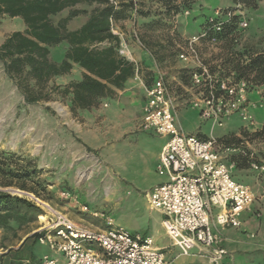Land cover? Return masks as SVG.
I'll return each instance as SVG.
<instances>
[{
  "label": "rangeland",
  "instance_id": "rangeland-1",
  "mask_svg": "<svg viewBox=\"0 0 264 264\" xmlns=\"http://www.w3.org/2000/svg\"><path fill=\"white\" fill-rule=\"evenodd\" d=\"M140 3V1L137 2L136 9L138 6V11L133 12L131 16L126 19L113 21L112 28L114 30H118L122 35V37L119 36V52L121 55L127 57L128 59L133 57L136 61H138L139 66L143 70L142 77L144 80L149 78L151 75L150 73V75L147 74L148 71H152L151 76L154 75V71L157 70V68L164 72L167 79L171 83L173 94L176 99L177 124L185 134L198 135L200 137H208L212 135L218 139L223 148L232 147L235 144L234 142H226L227 138L224 139L223 136L235 134L234 137L240 139V143L238 144L240 147L238 148L242 151H248V153L251 151V153H254V160L261 162V160H263L261 158V152L264 151V141L256 139L252 140L249 135L245 136L243 131L248 130L251 133L256 129H259L264 124V86H259L257 84H255L256 86L254 87L250 86V92L248 93L249 106L247 112L253 117V124H249V122L243 120L239 113H235L229 118L224 119L222 126L218 124L215 125L213 124L212 119H206L201 115L200 108L193 107L191 105L190 96L185 90V88L189 86V82H185L186 79H184L185 81L179 79L178 75V71L180 69L179 66H182V63H179L176 57L171 54L176 48V43L182 44L184 43L182 41H185L187 37L198 34L201 29V24H203L209 16H213L217 9L228 8L230 6L229 0H195L191 8H186L183 11L174 14H161L164 9L161 0H146L142 4ZM81 7L91 9L93 6L81 5ZM139 10L143 11V13L139 14ZM187 11H189V14H186ZM240 11L244 13V19L247 21L248 26L246 28H241L239 22V28L243 29L241 32L239 46L248 45L264 48V0L259 1L256 8H243L240 9ZM66 14L67 11H64L61 16H65ZM157 15L161 16V18H159V24H155L158 20H156L153 24H145L151 19H154V17H157ZM87 18V14L74 18L70 21L69 28L71 30L79 28L87 20ZM24 25L25 24L20 17L16 18V20H12L9 17L2 19V25L0 27V42L4 34L13 29H21ZM175 29L176 32L174 31ZM147 42L149 44L153 43V45H155L156 42H159L164 47V54H160L163 63L154 53L151 52V47L147 45ZM67 47L68 43L66 41L52 46L50 48L52 59L55 61H61L65 56V50ZM153 48H155V46ZM200 50L205 62L208 65L214 67L216 70H220L219 68H221V71H223L222 74H225L230 70L231 65H229L227 60L229 61L231 58L229 57L228 49H226L221 42L220 44H212L209 40L204 39L202 41V45L200 46ZM141 51L146 52L150 62L154 63L152 68L145 66V62H142L138 58ZM174 77H176V80ZM251 77L252 76L247 77V80L252 82ZM65 78L68 80L67 83L62 82V79ZM81 78L82 70L78 66H74L73 70L66 74L64 78L62 76L57 77L52 83L66 85L72 81L80 80ZM5 81L7 80H2V82L0 81V108L5 102H11L12 105L15 103V106H18H16V110H14L11 114V120L8 122V128L14 126L12 119H14L16 114H19V117L25 121V127H23L22 133L28 130V123L33 122L34 118L36 119L37 128L41 119H47L45 118V114L49 118V115L51 114L50 111H52L56 114L58 119L61 118L63 121H67V128L69 131H73L74 129L77 134H81L82 137L90 143V145L95 144L94 146H89L86 141V144H83L84 142H81L83 140H80V144L82 143L83 148L80 151L75 149L74 151L68 153L69 157H74V155L77 154V161L74 165V169H72L73 171H69L68 175V169L66 168V166L69 168L68 162L63 166L64 172L59 171L60 166L59 168L53 170V172H55L54 175L59 176V174H61L60 176L63 177V180L60 181L61 183L58 182V187L54 188L55 195L53 199L48 202L52 207L63 212H71V214L77 218H83L82 214L91 215L90 212L85 213L78 209H74V212L70 211L69 204L60 200L61 186H65L68 190L70 189L74 192L77 191L78 194H82L77 195L79 200L83 203L86 202L91 210H98L99 212L105 213L113 220V223L116 226L122 227L129 232L147 233L149 236L153 237V240H155L156 243H170V240L165 237L166 231L161 224L162 216L156 210H151L148 207L146 192L144 191L145 189L141 188L142 185H137L141 188L137 189L131 184L120 179V176L122 177L124 175H128V177H136L137 175L145 176L147 175L146 172L148 168L155 170L153 154L156 152L158 153L162 144V139L160 137L150 136V131L138 130V128L136 129V127H133L136 129V133L128 136L127 143L125 141H118L111 148L98 146L100 143H103L108 139L105 138V140H102L101 135L105 137L110 136V138L112 137V134L109 135L106 131H112L114 128L112 126L109 127V124H114L116 121V119L113 118L115 114H112V110L115 107L126 108V111L123 112L121 121H131L133 118V125L135 118H137L135 124L142 127V121L139 118L141 114V107L143 108L144 104L142 102L140 81L138 82L132 80L125 85L128 90L126 92V96L127 98L130 97V99H123L121 103H119L118 99L107 98L104 102H107L109 106L105 108L102 101L97 107V110L93 112L99 115L108 114L107 116H109L106 121L107 124L103 122L100 134L99 132L93 131V126L96 125L99 127L101 119L99 120V118L92 117V120L88 122L87 118L79 114V109H77V111L71 110L67 104L68 101L65 96L63 97L54 93L52 94V100L47 102L41 101L31 107L23 103L19 104V94L11 92L10 90L12 88V84ZM43 108L46 110L44 111ZM91 112L92 111H85L86 114H90ZM42 113H44V116H42ZM27 114L29 115L27 116ZM74 120L75 123L73 122ZM78 124H80L83 129H81ZM14 128L17 129V122L15 123ZM59 132L62 135L64 133L62 129ZM76 132L73 133V139L76 137ZM56 135L57 133L52 132L49 139V142L53 146L56 145ZM92 136L95 138H92ZM75 140H77V138ZM38 142L39 141H37L36 144L39 145ZM147 143H150V145H147ZM40 144L42 145V143ZM55 147L58 150L60 149L58 146ZM114 147H117V151L113 152L110 157L106 158L105 154L108 151L113 150ZM70 148H72V146H70ZM35 149L32 148L31 150L40 152L43 148L36 147ZM50 150H53V148ZM238 153L239 151L232 153L226 152L224 154L226 161L229 164H234L232 171L234 175L233 178L239 183L254 187L257 177L256 174L261 175L263 173L253 169L251 164H249L248 168H236L237 160L233 156ZM103 154L105 157L102 159L99 156ZM242 155L245 154L243 153ZM242 170L248 171L249 173L252 171V173H239V171ZM107 172L110 173V176L107 175L109 177L106 176L104 178L103 176L108 174ZM67 177H71L72 180H68ZM81 184L84 185L83 189L85 190L82 192L85 194L79 193L80 191L77 190ZM107 184H110V186L107 187ZM8 190L29 198V195L25 192H16L17 189L15 188H8ZM239 219L242 227H239L241 232L238 233L237 230H233L232 227H227L226 230L228 235L236 234L235 236H242L244 242L246 243V246L243 249L244 254L234 255L232 264H264V224L261 229L258 228L259 222L264 223V213L260 217L250 211H244ZM39 220H41V218H39ZM245 221H249L248 224L244 225ZM40 227L41 225L38 221L34 222L18 230L17 237H11L10 240H7V245L9 248H12L13 255H15V252H18L17 250L20 248L24 240L28 236L32 235L35 230H39ZM2 234H4V232H2ZM10 235L11 234H8L9 237ZM259 242L261 243V246L255 245ZM28 243L31 244L32 239H29ZM177 251H180L178 246L169 245V248L165 250V254L169 257L172 252ZM192 252L198 254L197 249ZM22 256L24 257V255H21V252H18L15 257L18 259L22 258ZM183 260H186V258L181 257L178 259L176 264L185 263V261L182 262Z\"/></svg>",
  "mask_w": 264,
  "mask_h": 264
},
{
  "label": "built area",
  "instance_id": "built-area-1",
  "mask_svg": "<svg viewBox=\"0 0 264 264\" xmlns=\"http://www.w3.org/2000/svg\"><path fill=\"white\" fill-rule=\"evenodd\" d=\"M110 1L117 5L116 1ZM221 15V10L217 9L209 17L207 29L177 45L180 62L183 67L191 69V86L185 90L190 93L191 105L200 108L201 115L212 119L213 124L222 126L223 120L235 113L253 124V117L247 112L249 82L211 70L200 50L204 39L212 44L218 43L214 36L208 37L211 28L217 31L222 29L223 22L217 20ZM231 15L232 12H228L226 18L229 19ZM247 26V21L242 19L240 27ZM112 32L122 37L118 30L112 28ZM131 61L135 63V79L140 81L145 91L142 127L168 136L157 165L158 173L166 176L167 181L147 191V201L151 208L165 215L162 225L183 254H189L191 249L200 245L207 250L212 264H231L225 259L228 251L221 246L220 232L214 230L213 225L220 228L240 227L242 211L255 200L248 185L234 180V164H229L224 157L226 152H247L235 147L223 148L212 135L202 138L185 134L177 124L176 99L164 72L157 68L147 83L137 61L133 57ZM250 155L253 157V154ZM250 164L253 169L264 171L263 163L252 160ZM26 194L44 210L39 218L46 220L38 221L41 225L37 231L41 233L38 241L47 246L50 252L43 254L38 264H169L163 251L155 246L152 236L114 226L109 216L91 211L88 205L81 203L77 196L67 190L61 191L60 196L71 207L104 219L106 228L93 229L77 223L48 202ZM214 208L218 212L212 222ZM8 250L3 246L0 234V264Z\"/></svg>",
  "mask_w": 264,
  "mask_h": 264
},
{
  "label": "trees",
  "instance_id": "trees-1",
  "mask_svg": "<svg viewBox=\"0 0 264 264\" xmlns=\"http://www.w3.org/2000/svg\"><path fill=\"white\" fill-rule=\"evenodd\" d=\"M114 1L117 5L110 0H0V24L4 17H20L26 26L24 30L9 34L0 44V62L5 73L24 96L26 103L50 101L52 94L55 93L67 98V104L72 111L90 110L97 108L103 99L112 98L117 90L125 87L126 82L134 76L135 65L119 52L120 37L112 32V25L113 21L126 19L138 11L137 2L140 1L142 4L146 0ZM161 1L164 6L161 14L178 13L191 8L195 2V0ZM259 1L261 0H229L230 6L220 9L222 15L217 18L223 22L222 29L217 31L211 28L208 37L214 36L218 40L217 44L221 42L228 49L231 60L227 62L231 66L223 75L246 80L252 76V82L247 80L251 87L256 86L255 84L264 86V48L239 46L243 30L239 28V22L244 19V13L240 9L256 8ZM81 5L93 7L87 9ZM64 11H67V14L61 16ZM228 12H232L229 19L226 18ZM142 13L143 11L139 10V14ZM83 14L88 15L87 20L79 28L71 30L70 21ZM160 15L145 24H153L156 20L158 21L155 24H159ZM209 17L201 24L199 32L208 28ZM174 31L176 32V29ZM63 41L68 43L65 56L61 61H55L51 57L50 48ZM178 44L176 43V48L171 54L180 63ZM147 45L162 62L160 54H164V47L159 42L155 45L147 42ZM75 65L83 70L80 80L66 85L52 83L57 77L70 73ZM179 68V79L183 81L186 79L185 82H189L190 87L191 69L183 65ZM210 68L221 74L223 72L221 68L220 70L212 66ZM152 77L150 75L148 81H151ZM188 95L190 96V93ZM243 134L249 135L252 140L264 141V124L251 133L244 130ZM234 136L235 134H228L223 137L227 138L226 142L235 143L232 147L238 148L240 139ZM250 153L251 151L249 153L247 151V154L242 155L243 153L239 151L233 156L237 160L236 168H248L250 162L254 160ZM261 153L263 160L254 161L264 164V151ZM43 172L44 169L33 158L0 148V234L3 246L9 248L7 240L17 237L18 230L39 221V216L44 214V210L33 200L13 193L8 188H15L50 202L55 195V189L50 187L51 182L42 177ZM63 190L65 189L61 187V191ZM59 198L68 202L61 196ZM8 234H11L10 237ZM40 235L41 233L34 232L17 250L24 252L26 257L35 259L36 263L41 259V254H37L36 250L37 245H40L38 241ZM29 239H32L34 249H29L26 253L24 247ZM11 250L12 248H9L7 253Z\"/></svg>",
  "mask_w": 264,
  "mask_h": 264
},
{
  "label": "crops",
  "instance_id": "crops-1",
  "mask_svg": "<svg viewBox=\"0 0 264 264\" xmlns=\"http://www.w3.org/2000/svg\"><path fill=\"white\" fill-rule=\"evenodd\" d=\"M4 18H2V19H4ZM16 18H18V17H14V18H10V19L16 20ZM2 19H1L0 27L2 25ZM25 27L26 26L24 25V27H22L21 29H17V30H24ZM17 30L13 29L10 32L4 34L0 44L3 43V41L5 40V38L9 34H11L14 31H17ZM138 58L142 62H145L144 63L145 66H148V67L152 68V66L154 65L153 62L152 63L150 62L147 53L144 52V51L140 52V56L138 55ZM129 60L131 61V58H129ZM132 63H134V62H132ZM137 63H138V61H137ZM134 65H135V63H134ZM147 69H149V68H147ZM0 70H1V73H0V78L1 79H0V81L2 82V80L3 81L7 80L5 82H8L9 84H12L11 85L12 88L10 86V88H11L10 91L13 92V93L16 92V93L19 94L18 103L19 104L23 103V104L31 106V107H33V105L35 106V104H28V103L25 102L24 96L19 91V89H18L17 85L15 84V82L11 78H9L8 75L5 73L3 65H2L1 62H0ZM155 71H154V74H155ZM82 74H83V70H82ZM150 74L152 75V73H150ZM150 74L148 73V75H150ZM64 76L65 75H63L62 77L64 78ZM132 80H135V81L139 82V80L135 79V73H134V76L132 78H130L126 82V85H127V83L129 81H132ZM148 80H149V78L145 79V81L147 83L150 82ZM67 81L68 80L66 78L62 79V82H64V83H67ZM140 87H141V90H142V102L144 104L145 103V91H144L142 85H140ZM127 91L128 90H127L126 87L123 90H117V92L114 94V96L112 98L118 99V102L121 103V101L123 99L127 98V96H126V92ZM127 99H130V97H128ZM105 100H107V98L103 99V106L105 108H107L109 105H108L107 102H104ZM16 106H15V103H14V105H12L11 102H9V103L5 102L4 105L0 108V148L4 149V150H12V151H15V152H17L19 154H24V155H27V156L33 158L35 160V162L41 168L44 169L42 177H44L49 182H51V186L50 187L51 188L58 187V182L63 180V177L60 176L61 174H59V176H57V175L55 176L54 175L55 172H53V170L59 168V166H60V170L59 171L64 172L63 166L65 164H67V162H68L69 163L68 164L69 168L66 166V168L68 169L67 175H68L69 171H73L72 169H74V165H75V163L77 161V159H76L77 158V154H75L74 157H69L68 153L74 151L75 149L77 151H80L83 148L82 147V143L84 142L83 144H86L85 143V141H86L85 138L82 137V135L79 134V133H78L79 134L78 135L77 132L74 129H73V131L72 130L69 131L68 128H67L68 127L67 121H63V119H61V118L58 119L56 114H54L50 110L49 111L51 112V114L49 115V118L45 114V118H47V119L46 120L41 119L40 120V124L38 125L37 128H36V119L34 118L33 122L28 123V126H27L28 130L26 132H24V133H22L23 127H25V124H24L25 121H23L24 119L22 120L19 117V114H16L15 117H14V113H13L14 119H12V120L14 122V126H15V123L17 122V129L14 128V126L8 128V122L11 120V114H12V112L14 110H16ZM43 109H44V111L46 110L45 108H43ZM95 110H97V108H92L90 110H80L79 114L82 115L83 117L87 118L88 122H90L92 120L91 119L92 117L99 118V120L101 119V121L99 123V127L96 126V125L93 126V131L99 132V134H100L101 133L100 130L103 127L102 124H103V122L105 124H107L106 121L108 120L107 118H109V116H107L108 114L99 115L97 113H93ZM85 111H92V112L90 114H86ZM112 111H113L112 114L113 115L115 114L113 116V118L116 119V121H115L114 124L113 123L109 124V127L112 126L114 128H113L112 131L111 130L110 131L109 130L106 131L109 135L112 134V137L110 138V136L109 137H105V136L101 135V139L102 140H105V138H108V139L105 142L100 143V145H98V146L104 147V148L105 147H110L111 148L118 141H125L127 143L128 142V139H127L128 136L133 134V133H136V129L137 128H138V130L150 131L149 132L150 136H156V137H160L162 139V144H161V146L159 148L158 153L156 152V153L153 154V160L155 161V166H154L155 170L148 168L147 172H146L147 175H145V176L137 175L136 177H128V175H126V176L124 175L122 177L120 176V179L122 181H125L126 183L131 184L133 187H135L137 189H141V188L145 189L144 190L145 192L150 191L155 185H158V184H161V183L167 181V177L166 176L160 175L158 173L157 165H158V162H159V158H160V153H161L162 147L166 143V141L168 139L166 137H168V136L160 135L152 128L145 129V128L139 126L138 124L136 125L135 123H136V119L137 118H135V120H134V124H133L134 126L132 125L133 118H132L131 121L130 120H127L126 122L125 121H121L123 112L126 111V108H116L115 107ZM44 113H42V116H44ZM87 113H89V112H87ZM28 115L29 114H27V116ZM141 118H142V107H141V114H140V118L139 119L141 120ZM73 122L75 123V120ZM22 123H23V126H22ZM78 125H79V127L81 129H83V127L80 124H78ZM133 127H136V129H134ZM61 129H62V131H64L63 135L60 134V132H59ZM89 131H92V130H89ZM52 132L57 133V135L55 137L56 145H54V146L51 145V143L49 142V139H50V136L52 135ZM75 132H76L75 139L77 138V140L73 139V135H74L73 133H75ZM81 133H82V130H81ZM92 138H95V137L92 136ZM78 140H79V142H78ZM80 140H83V141H81L82 142L81 144H80ZM37 141H39L38 142L39 145L36 144ZM40 143H42V145ZM87 145L94 146L95 144H91L90 145V143L87 142ZM147 145H150V143H147ZM55 146H58L60 149L58 150ZM70 146H72V148H70ZM36 147H42L43 149L40 152H36V151H32L31 150L32 148L35 149ZM51 148H53V150H50ZM116 149H117V147H114L113 150L108 151L105 154L106 158L110 157V155H112L113 152H116L117 151ZM66 153H67V155H66ZM105 155L103 154V155H101L99 157L103 159L105 157ZM259 172L263 173V174H261V175L260 174H256L257 177H256V181L254 183V187H251V186L248 185L251 188V191H252V193L255 196V200L251 204V206L248 209L244 210V211H250L252 213H255L256 216H260L261 217L263 215V213H264V171H262V172L259 171ZM107 173L108 174H105L103 176L104 178L107 175L110 176V173L109 172H107ZM239 173H241V174H250V173H252V171L249 173L248 171L242 170V171H239ZM109 176H107V177H109ZM67 178H68V180H72L71 177H67ZM83 184H81V186H79V188L77 189V190L80 191L79 193H83L82 191L85 190V189H83L85 184L84 185ZM137 185H140V186L142 185V187L140 188ZM109 186H110V184L109 185L107 184V187H109ZM61 187L63 189H65V190L69 191L74 196L82 195V194H78L77 191L74 192V191H71L70 189L68 190L65 186H61ZM83 194H85V193H83ZM83 197H85V196H83ZM78 199H79V197H78ZM79 201L81 203H83L81 200H79ZM67 203L69 204L70 211H73L74 209H76V208L71 207L69 202H67ZM83 204L88 205L86 202L83 203ZM147 204H148V207L151 210H156V209H153V208L150 207L148 201H147ZM91 211H98V210H91ZM156 211L162 216V219H161V224H162V221L165 218V215L161 211H158V210H156ZM244 211H242V213ZM217 212H218V210L216 208H214L213 212L211 214V221L212 222H214V215ZM65 213L73 221H75L77 223H80L82 225H86L88 227H91L93 229H104L107 226L105 220L102 219V218H96V217H93L92 215H83V214H82L83 218H77V217H74L73 214H71V212H68V213L65 212ZM242 213H241V215H242ZM248 222L245 221L244 225L248 224ZM263 224H264L263 222H259V227L258 228L261 229ZM114 226H116V225L114 224ZM162 227H163V225H162ZM213 227H214V230L220 232L221 246L224 247L228 251V255L225 258L226 261H229L232 264V261L234 260V255H236V254H244L243 249L245 248V246H246L245 244L246 243L244 242L243 237L240 236V235L235 236L236 234L235 235L234 234L233 235H228L226 233L227 227L220 228V227H218L216 225H213ZM232 229L233 230L236 229L238 233L241 232L240 231L241 229L239 227H232ZM37 231L35 230L34 232H37ZM244 231H246V230H244ZM132 233L143 234V233H140V232H132ZM143 235H149V234L146 233V234H143ZM165 237L168 238V240H170L171 244L169 242H168V244H165V242L164 243H156L155 240H154V244H155V246L157 248H159V249H161L163 251V253H164L165 257H166V260L168 261L169 264H176L178 259H180L181 257H185L186 258V260L182 261V262L185 261V263H182V264H212L210 262V260H209V257H208V254H207V250L203 249L202 247H200V245L199 246H195L193 249L190 250L189 254H186V255L183 254L181 249L178 247L180 249V251L172 252V254L168 257L165 254V250L167 248H169V245H171V246H177V245H175L171 241V238L168 236L167 233H166ZM255 245L261 246V243L259 242L258 244H255ZM24 248H25V251L27 253V251H29V249L33 250L34 246H32V243L29 244L27 242ZM195 249H197L198 254H195V253L192 252ZM36 250H38L37 254H39V253L41 254V257H42L43 254L50 252L49 248L47 246H44V245H41V244L37 245V249ZM17 254H18V252H15V255H13V251L11 250L10 253H7L6 255L3 256L2 264H29L30 262L32 264L39 263V262L36 263L35 259H31L30 257H26V254L24 255V252L21 253V255H24V257L22 256V258H18L17 259L15 257ZM12 256H14V257H12Z\"/></svg>",
  "mask_w": 264,
  "mask_h": 264
},
{
  "label": "bare ground",
  "instance_id": "bare-ground-1",
  "mask_svg": "<svg viewBox=\"0 0 264 264\" xmlns=\"http://www.w3.org/2000/svg\"><path fill=\"white\" fill-rule=\"evenodd\" d=\"M41 220H42V221H45V218H44V217H41Z\"/></svg>",
  "mask_w": 264,
  "mask_h": 264
}]
</instances>
